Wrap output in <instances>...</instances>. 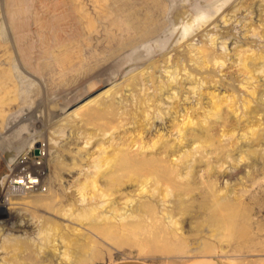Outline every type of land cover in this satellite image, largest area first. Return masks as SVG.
Wrapping results in <instances>:
<instances>
[{"label":"rangeland","instance_id":"obj_1","mask_svg":"<svg viewBox=\"0 0 264 264\" xmlns=\"http://www.w3.org/2000/svg\"><path fill=\"white\" fill-rule=\"evenodd\" d=\"M239 5L231 20L223 23L221 15L229 17ZM258 24L264 28L262 0H0V258L5 255L9 260L8 255L18 251L21 264H82L80 258L61 256L62 236L70 247L87 243L96 249L95 258L83 264H186L200 257H214L224 264H262L263 80L259 98L252 102L258 110L244 118L224 108L226 116L225 111L215 114L205 128H186L182 144L171 127L181 119L184 106H195L194 119H198L210 105L209 95L189 91L194 82L204 91L232 93L237 104L241 102L242 80L234 63L226 60L223 69L216 64L200 67V53L195 50L210 57L226 52L231 59L234 47L240 45L263 51L264 38L251 33ZM118 56L121 60L104 73V67ZM172 76L177 77L175 82ZM86 80L92 86L84 85ZM70 88L59 102L35 113L46 99ZM255 112L263 117L259 141L241 140L235 133L221 136L222 129L229 131L235 125L239 133L246 121L255 119ZM237 113L243 114L240 109ZM29 118L26 132L9 143ZM159 133L160 144L151 150L139 148ZM195 136L211 138V143L191 149L187 164L176 161V166L167 158L170 155H164L162 146L177 154L198 143ZM248 149L255 153L248 155ZM119 152L134 157L162 155L166 166L178 167L182 174L194 165L187 179L172 175L174 183L195 187L179 198L184 213L173 209L177 198L170 197L169 202L152 198L155 210L150 217H129L109 235L82 219L78 212L95 205L97 199L90 198L92 190L87 189L83 193L87 201L81 203L77 184L91 176L98 160L101 170L106 168L105 175L122 173L112 159L109 167L104 164ZM28 176L38 179V184L27 188ZM21 177L25 183L15 184ZM105 180L106 176L99 183L103 186ZM212 183L217 189L229 185L237 196L232 201L239 211L227 221L212 215L208 189ZM120 184L123 193L110 196L113 199L118 200L119 194L132 196L136 203L147 199L135 195L133 181L123 177ZM67 208L78 216H64ZM171 212L180 221L177 228L165 215ZM53 222L62 231L55 235L54 251L43 242L44 226ZM67 224L78 231L65 230Z\"/></svg>","mask_w":264,"mask_h":264},{"label":"bare ground","instance_id":"obj_2","mask_svg":"<svg viewBox=\"0 0 264 264\" xmlns=\"http://www.w3.org/2000/svg\"><path fill=\"white\" fill-rule=\"evenodd\" d=\"M262 1L264 4V0H262ZM240 6L241 5L237 6L235 9H233L232 14L229 17H226V14L221 15L222 22L226 23V22L230 21L231 18L236 14L235 12L240 8ZM243 6L247 7L246 5H243ZM251 33L253 35H258L259 38H261V37L264 38V28L260 24H258L256 26H252L251 27ZM213 39L214 38L211 37L212 41H213ZM224 45L225 44L223 43V46ZM263 48H264V41H263ZM195 51L197 53H200V56L198 55L199 59H197V63H199L198 66L200 65V67L202 65V67L207 68L208 66H210V64H214V65L216 64V65L222 66L221 69H223V68H225L224 65L226 66V63H225L226 60H230V62L234 63L235 71L241 75L242 81H241L240 86L243 90V94H242V96L240 95L242 97L241 102H239V104H237V97H235V95H233L232 93L219 95L218 93H214L213 91H204V89L201 88L200 83L194 84L195 83L194 82L193 85L192 84L189 85L187 88L189 89V91L191 93H194L198 96H200V95L203 96L204 93L206 95H209L210 105L207 106L206 110H204L202 114H200L201 115V118L199 116L200 119L199 118L194 119V113H195L194 107L195 106L189 104L188 106L183 107V112H182V114H180L181 119L179 121H176L175 123H173V125L171 126L172 129H174L177 132L176 138H177V140H179V142H181V144H182V140H183L182 136L184 135V131L186 130V128L191 127V126H199L201 128H205L204 125L208 124V119L211 118L212 116H214L215 114L220 113V112L223 114V112L225 111L224 115L226 116L227 112L224 108H226L227 111L229 109L230 112H232L235 116H238L239 118L240 117L244 118V116L247 113H249L251 111H255L256 109H255V106L252 105V102L254 100L256 101L257 98H259L258 97V93H259L258 87L261 85L260 80H263V82H264V49H263V51L262 50H255L252 47H250V45H244V46L240 45L238 47H234L232 59H231V56L227 57L226 52L225 53L221 52V53L217 54V56L210 57L207 53L203 52V50H201L199 48H197ZM120 60H121L120 56L112 59V61H110L104 67L105 68L104 73H106L110 68H112V66L115 63H118ZM226 68H227V66H226ZM185 70H186V68H185ZM174 72H175V70H174ZM186 73H187V71H186ZM176 75H177V73H176ZM174 78H177V77L172 76L171 81H174ZM90 81L91 80H86V82H84V85H88L89 87L92 86V84H90ZM198 81H200V80H198ZM204 82H205V80H204ZM170 83L171 82L169 81L168 85ZM209 83H210V81H209ZM160 84H161V81H160ZM160 84H159V86H160ZM160 88H161V86H160ZM72 90H73V88H70L62 94H56V95L51 96L50 98L46 99V101L43 102L42 106L35 113L36 114L40 113L46 106H50L54 103L59 102L63 97H65L67 94H69ZM173 94L171 93V95H173ZM174 95L177 96L176 94H174ZM260 95H263V97H264V92H262ZM171 99H172V97H171ZM184 100H186V99H184ZM149 101H151V100H147L148 103H149ZM262 103H264V98L262 100ZM197 104H195V105H197ZM148 106L149 105H147V107ZM149 107H151V106H149ZM149 107H148V110H150ZM239 109L241 110V112H243L242 115H241V113H237V110H239ZM177 111H178L177 109L174 110V112H177ZM145 112H146L145 115L148 116L149 113H147V110ZM145 115H143V116H145ZM255 115L256 116H254L255 117L254 120H248L242 125V127H240L239 133H238V129H236L237 127L235 125L234 127L230 128V129L227 128V129H229V131H227V130L223 131L224 129H222L221 136L231 137L235 133V134L239 135L240 139L242 138V139H244L246 141L248 140L250 142L259 141V139L261 138V135H262V132L260 130L262 129L261 125H263V122H262L263 117L258 112H255ZM160 116L163 117L162 114H160ZM225 116H224V120L222 121V123L220 122L222 124V126L226 125V120H225L226 117ZM247 116H249V115H247ZM31 122H32L31 118L27 119L26 122H24L22 124V126L19 127L12 134L9 143L15 141L17 138L22 136L26 132V128L28 127L29 124H31ZM142 129L143 128H141V130L138 131L139 135L141 134ZM219 135H220V133H219ZM140 137L141 136H139V138ZM195 138H196L198 143H195L190 148H188L186 150L184 149L183 151H181L177 154H173V153L169 154L168 150H166L164 147L165 145L162 146V148H163L162 151L164 152L165 156L170 155L167 158L171 157V161H173V163L178 161V162H180V164H184V162L186 163V161L189 159L191 153L194 152L191 149L197 150L198 148H201L203 146H206V144L208 145L211 143V138L208 139L207 137H204L203 139H199V136H195ZM137 141L138 140H136L135 142H137ZM162 141H163V135L159 133V135L156 138H154L152 141H150V143L140 144L139 148H141V149L142 148H144V149L149 148L151 150L156 145L160 144ZM190 145H191V143H190ZM212 146H214V145H212ZM103 148L101 149L100 153L102 151H104ZM245 149H247V148H245ZM2 153H3V149L0 150V157H1ZM246 153L248 155L253 154V153H255V149H248ZM200 155H201V153H200ZM100 156L101 155H98L97 158L99 159ZM242 157H244V156H241V158ZM111 159L114 161V163L116 162V164H117L118 168L115 167L116 170H122V173L114 174V172L111 171L112 173H108L107 175H105L106 168L101 170V167H103L102 166L103 164H100L99 163L100 160H98V161H96V163L94 165L95 170H93L94 172L91 174V176L89 178L84 179L82 182L77 184V186H78L77 189L81 193L80 194L81 203L85 200V194H83V193L85 191H87V189L92 190V194H90V198L97 199L95 205L87 206V207L84 206L81 209V212H78V215L82 219H86L90 222L91 227H93L94 230L101 231L102 233L109 235L110 233H113L117 227H119L118 223H121L123 220H126L129 217H133V218L138 217L139 218L143 215L150 217L151 214H153L154 210H155L153 203L150 202L152 198H158V200H160L161 202H165V201L169 202L170 200L168 201V199L170 197L177 198L176 201L174 199L172 201L173 202V209H176V211L183 210L181 213L182 214L184 213L183 203L181 200H179V198H181L180 196H186L189 193H191L195 187L189 186L188 184L184 185V184H180V183H174L172 181L173 180L172 175H176L179 178L181 177V178L187 179L186 177H187L188 173L190 171H192L191 170L192 165H189V166L184 165L185 167L186 166L189 167V169L184 171V173L182 174L180 172V168L175 167L174 165L173 166L175 168H170V167L166 166L164 164V157H162V155H160V156L155 155V156H151V157H145V156L134 157L133 155L131 156V155H128L127 153L119 152L118 155H113V156L105 159L104 164L106 165V167L110 166V162H108V161H110ZM194 160H196V159H194ZM177 164L178 163L176 162V166H178ZM113 170L115 171V169H113ZM205 172H206V170H205ZM105 176H106V180L104 182V185L102 186L99 183V180H100V178L105 177ZM121 177H122V179H123V177H125L128 180L133 181L136 184V188H135V195L136 196H146L147 199H145L143 201H139L138 203H136L135 199L132 196H128L127 194H124L123 196L121 195L122 197H120L119 195L123 193V192H121V187H120V185H121L120 183L122 181ZM27 183L29 185H27L26 187L32 188L38 184V179L31 177V176H28L26 184ZM200 189H201V187H200ZM208 189H209V191L212 192V194H211V198H212L211 200L212 201L210 204L212 206L211 208H212V215L213 216L223 217L224 220L227 221L228 220L227 217L233 216L234 214H236L239 211V205H237V203L232 201V198H236L237 196H236V194H233L230 191L229 185L226 184L223 189L222 188L217 189L215 184L212 183V184H208ZM90 190H88V191H90ZM198 191H199V189H198ZM117 192L120 193L119 195H117L118 200H115V199H113V197H110V196H114L115 194H117ZM231 193H232V196H230ZM87 196H86V198H88ZM121 198H122V200L119 201ZM49 201H51V200H49ZM85 201H87V200H85ZM118 204H120V206H118ZM102 207H107L108 209L105 211L103 209V211H102ZM67 210L69 211L70 209L67 208V209L63 210L64 211L63 215L67 214V216L68 215L78 216L77 214H74V212L73 213L68 212ZM168 210H170V209H168ZM165 215L168 218L169 223L174 228H177L180 221L177 218H173L172 212L171 213H165ZM112 219L114 221H116V223H112V221H111ZM164 219H165V217H164ZM75 220H77V219L75 218ZM97 221L99 223H95ZM91 222H93V223H91ZM38 228H39V226H38ZM41 228H43V226H41ZM89 228H90V226H89ZM65 230H67V231L71 230L72 232L78 231V229L76 227L71 228V226H69L68 224L65 227ZM43 231L45 232V237L43 238V242L45 243V245L50 246L52 248V251L56 250L55 235H57V233H62L61 227L58 226L57 224H55V222H53L52 224H45ZM50 233H51V235H48ZM60 242L62 243V247H63V249L61 251V256L65 259H69L70 257H74V258L76 257V258H80L81 261H83V263H85L87 261L92 260L93 257L95 258L96 249H92L91 247H89V245H87V243H86V245L85 244H78L75 247L72 246L73 247L72 248L68 245L67 241H65L64 238H62V236H60ZM41 247H42V245L38 246V248H41ZM83 248L87 249V250H84L85 252L80 253L79 250L83 249ZM18 254H19L18 251H16V252H13L12 254L8 255L9 260H7L5 255H3L4 257L2 256L0 258V264H21L22 258H21V255H18ZM81 255L83 257H79Z\"/></svg>","mask_w":264,"mask_h":264},{"label":"crops","instance_id":"obj_3","mask_svg":"<svg viewBox=\"0 0 264 264\" xmlns=\"http://www.w3.org/2000/svg\"><path fill=\"white\" fill-rule=\"evenodd\" d=\"M114 264H142L138 262H116ZM186 264H224L223 262L219 261L218 259L214 257H200L193 259ZM264 264V262L262 263Z\"/></svg>","mask_w":264,"mask_h":264},{"label":"built area","instance_id":"obj_4","mask_svg":"<svg viewBox=\"0 0 264 264\" xmlns=\"http://www.w3.org/2000/svg\"><path fill=\"white\" fill-rule=\"evenodd\" d=\"M25 181H26V179L21 177V178L15 180L14 183L15 184H23V183H25Z\"/></svg>","mask_w":264,"mask_h":264}]
</instances>
